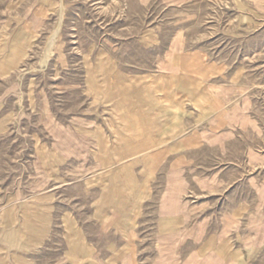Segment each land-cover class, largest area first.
<instances>
[{
    "label": "rangeland",
    "instance_id": "374dc122",
    "mask_svg": "<svg viewBox=\"0 0 264 264\" xmlns=\"http://www.w3.org/2000/svg\"><path fill=\"white\" fill-rule=\"evenodd\" d=\"M58 1L0 0V264H264V0H64L44 65Z\"/></svg>",
    "mask_w": 264,
    "mask_h": 264
},
{
    "label": "bare ground",
    "instance_id": "6f19581e",
    "mask_svg": "<svg viewBox=\"0 0 264 264\" xmlns=\"http://www.w3.org/2000/svg\"><path fill=\"white\" fill-rule=\"evenodd\" d=\"M57 10H58V16H57V20H56V22H55V24L53 26L54 29L51 31L49 36L46 38V42H45L46 46L43 49V52H42V55H41V60H42V63L44 65L46 63H49L50 56L52 54L53 48L56 46V44H57V42H58V40L60 38V34H61V31H62V28H63V23H64V20H65V16H66L64 0H59L58 1ZM150 150H152V149H150Z\"/></svg>",
    "mask_w": 264,
    "mask_h": 264
}]
</instances>
